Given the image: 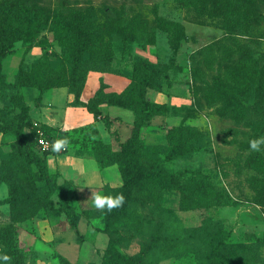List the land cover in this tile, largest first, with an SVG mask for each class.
<instances>
[{"label":"trees","instance_id":"16d2710c","mask_svg":"<svg viewBox=\"0 0 264 264\" xmlns=\"http://www.w3.org/2000/svg\"><path fill=\"white\" fill-rule=\"evenodd\" d=\"M176 1L220 20L226 29L236 30L243 25L245 13L257 0ZM157 20L168 34L170 60L152 62L136 56L129 73L130 84L121 93L100 91L88 102H83L82 93L90 72H117L113 65L117 44H137L144 49L156 45V34L149 29L148 22L138 15L122 17L117 9L102 19L92 7L63 16L48 14L37 3L29 4L25 0L0 2V185L8 187L9 196L3 203L8 204L11 211V223L0 228V256L11 257L10 264H26L27 254L20 244L19 225L27 224L34 233L31 219L38 218L41 212L66 214L70 229L81 237V217L69 204L70 192L75 186L72 182L59 184V174L51 173L48 165L49 156L67 154L71 148L76 150L78 158L94 159L100 170L117 166L122 186L102 189V195L123 194L125 197L122 207L105 215L107 227L113 230L122 223L130 225L138 204H152L170 219L172 226L181 225L173 212L161 207L163 192L180 194V206L186 211H208L224 204V194L204 173H175L169 165L204 152L211 144L206 131L191 125H177L167 130L164 143H146V131L152 121L169 111L168 106L153 102L149 94L152 90H163L171 71L180 72L176 55L185 40L180 23L158 14ZM18 43L25 45L27 52L39 48L42 54L31 62L24 59L15 82L9 83L4 62L16 53ZM234 44L236 47L223 43L219 48L214 44L204 47L205 66L214 74L210 81L203 69L193 65L192 78L195 83L202 84L206 102L218 106L216 114L237 123L245 122L255 134L261 135L264 134V58L254 56L239 41ZM60 88L74 95L73 106L86 108L96 120L102 119L107 129L112 128L113 120L103 115V106L131 112L134 121L129 138L115 150L103 141L96 124L71 132H59L41 125L50 139H69L66 152L42 151L29 101L39 106L46 92ZM28 90L31 97L25 94ZM8 138L12 141L6 143ZM247 148L249 143L242 145V149ZM248 163L259 175H264L261 155L250 156ZM250 185L256 193V203L263 205L264 177L250 178ZM104 233L109 235V241L101 264H144L151 253L165 254L162 255L164 259L174 258L180 262L190 247L199 249V263L264 264L263 246L233 242L231 234L208 215L199 226L187 229L184 237L165 223L153 225L146 232L140 253L130 257L119 251L110 232ZM0 264L4 262L0 260ZM63 264L70 263L63 260Z\"/></svg>","mask_w":264,"mask_h":264},{"label":"rangeland","instance_id":"374dc122","mask_svg":"<svg viewBox=\"0 0 264 264\" xmlns=\"http://www.w3.org/2000/svg\"><path fill=\"white\" fill-rule=\"evenodd\" d=\"M2 1L4 0H0ZM25 1L29 4L37 3L42 10L51 15L58 13L68 16L76 10L92 7L102 19L117 9L122 17L138 15L148 22L149 29L156 34V45L144 49L137 44H117L113 63L117 72L101 73L105 75L110 85L106 84L104 78L99 82H94L93 78L89 80L86 90L92 92L95 88L94 96L100 91L108 93L110 87L117 89L120 82L129 85L131 81L129 73L136 56L152 62L169 61L172 51L168 44V34L162 30L157 14L169 21L180 23L185 40L180 44L176 60L181 70L169 73L162 91L152 90L149 94L153 102L168 106L169 111L152 121L151 127L146 131V143L150 145L164 143L167 130L177 125H191L206 131L211 144L204 152L194 155L192 159L178 160L169 165L175 173L201 171L224 194V204L219 207L208 211H186L180 206V194L163 192L161 207L173 212L181 225L172 226L170 219L153 208L152 204L147 206L138 204L132 214L133 220L130 223L132 226L122 223L113 230L106 225L107 211H96L91 201L85 202L92 191L102 195V189L95 191L75 186L74 191L70 192L69 204L81 217L79 223L81 237L70 229L69 217L66 214L41 212L38 218L31 219L34 233L27 224L19 225L20 244L27 254L26 264H63V260L70 264H101L103 252L109 241V235L104 231L113 235L123 255L134 256L140 253L141 245L146 240V232L153 225L165 223L184 237L186 230L199 226L205 215L211 216L217 224L222 225L231 234L233 242L264 247V204L256 203V193L250 185V178L255 176L263 178L264 175H259L248 163L252 155H261L264 158V145L261 146L260 152H253L250 148L242 149L243 144L264 134H255L245 122L237 123L216 114L218 106L206 102L202 84L194 82L191 71L193 65L201 68L211 81L214 73L207 70L202 54V49L210 44H214L216 48L222 43L236 47L234 43L239 41L254 56L264 58V0H257L255 5L244 12L243 25L236 30L226 29L220 20L209 18L203 11L187 8L176 0ZM49 37L52 39L50 34ZM16 49V53L4 62V73L9 83L15 82L24 59L31 62L42 54L39 48L27 52L26 46L22 43H18ZM49 50L53 51V48ZM25 94L31 97L29 90ZM62 100L63 98L57 99L58 106ZM173 107H176V110H173ZM57 109L62 110L60 106ZM113 109L112 113L120 115V126L110 133L117 139L119 149L120 143L126 141L131 134L134 117L129 111ZM10 141L12 138L5 142ZM103 141L105 142L104 139ZM75 152L76 150L71 148L68 155H75ZM8 196L7 185L1 184L0 228L11 223L10 206L3 203ZM55 199H58L56 195ZM162 255L165 254L151 253L144 264H204L199 263V249L194 247L189 248L188 254L180 262L174 258L164 259Z\"/></svg>","mask_w":264,"mask_h":264},{"label":"crops","instance_id":"0c3cea01","mask_svg":"<svg viewBox=\"0 0 264 264\" xmlns=\"http://www.w3.org/2000/svg\"><path fill=\"white\" fill-rule=\"evenodd\" d=\"M91 78H93L94 82H99L101 78H104L106 84L110 85L105 75L97 72H90L87 84L82 93L81 100L83 102H88L94 96L93 91L95 88L92 92L86 90ZM127 86V84H122V82H120L117 89L110 87L108 92L121 93ZM60 98H63L59 105L62 110L57 109V107H59L57 105V99ZM74 100V95L70 94L66 88L48 91L44 94L42 103L39 106L29 101L31 117L34 122L51 127L59 132H71L77 128L96 124L105 143L112 145V147L117 150V139L112 137L110 133L116 131L120 126V115L112 113L114 110L113 108L116 107H102L103 115H108L113 120L112 128L107 129L103 120H96L86 108L73 106L72 103ZM129 128V130H131V126ZM1 137L0 134V140ZM51 157V161L49 160L50 156L48 157L49 169L51 173L59 174V184L72 182L74 186H78L79 188L95 191L101 190L106 186L118 188L123 184L117 166H111L100 170L97 162L91 158H78L75 155H68V153L51 155Z\"/></svg>","mask_w":264,"mask_h":264},{"label":"clouds","instance_id":"9594fccd","mask_svg":"<svg viewBox=\"0 0 264 264\" xmlns=\"http://www.w3.org/2000/svg\"><path fill=\"white\" fill-rule=\"evenodd\" d=\"M39 144H41L45 151H48L49 144L44 141L43 139H40ZM69 145V139L67 137L56 139L51 143V152L53 154H59L62 151H67ZM264 145V136H261L259 138H254L249 140V148L253 152H260L262 150L261 146ZM51 156L49 160L51 161ZM91 201L92 206L96 211H107L111 212L115 209H118L124 205L125 197L123 194H118L115 196L112 195H101L98 192H91V196L86 200L85 202ZM0 260L4 262V264H10L11 257L8 255H2L0 256Z\"/></svg>","mask_w":264,"mask_h":264},{"label":"built area","instance_id":"2783aa9c","mask_svg":"<svg viewBox=\"0 0 264 264\" xmlns=\"http://www.w3.org/2000/svg\"><path fill=\"white\" fill-rule=\"evenodd\" d=\"M34 127L37 129L38 141H39L40 139H43L44 141H46V142L49 144V149H48V151H45L44 148H43V146H42L41 144H39V142H38L39 147H40L41 150L44 151V152H50V151H51V143H52L53 141H55V140H52V139H50L49 137H47L45 131L41 128V125H40L38 122H35V123H34Z\"/></svg>","mask_w":264,"mask_h":264}]
</instances>
